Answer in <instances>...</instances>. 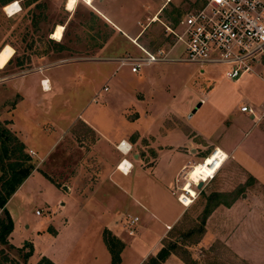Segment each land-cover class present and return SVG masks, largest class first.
Here are the masks:
<instances>
[{
	"label": "rangeland",
	"instance_id": "obj_1",
	"mask_svg": "<svg viewBox=\"0 0 264 264\" xmlns=\"http://www.w3.org/2000/svg\"><path fill=\"white\" fill-rule=\"evenodd\" d=\"M2 1L0 48L4 46L0 50V68L10 61L0 69V79L6 74L18 76L49 67L47 75L56 71L55 77L61 79L65 88L59 96L51 98L47 94V100H50L47 103V117L42 110L33 108L34 102L40 104L42 101L39 95L30 94V99L19 106L20 113L15 121L17 127L14 126L20 130V138L26 139L27 144L37 149L35 152L24 147L34 169L17 187L9 203V208L17 215L12 228V241L19 247L30 242L32 253L23 262L21 253L27 247L18 251L10 243H0V264H35L41 256L47 257V231H51L49 223L56 225L61 216L59 201L62 200L63 190L58 187L67 182L71 175H78L83 184L89 183L92 174L98 170L96 158L88 151L87 145L93 140V133L86 125L75 122L68 128L67 134L55 140L69 119L82 110L81 107L87 106L85 113L95 114L102 131L115 135L129 133V139H133L134 130H140L150 119L131 120L126 118V114L135 115L131 103L146 97L148 106H152L154 111L163 114L170 110L178 111L188 127L198 131L202 138L209 139L214 145L223 124H226V112L233 111L237 106L239 90L234 87L236 85H233L232 79L223 76L226 67L219 64L198 65L174 61L145 65L138 72L130 73L128 67L121 66L115 70L117 63L105 60L139 53L130 41L119 34L114 35L109 25L96 15L94 7L98 2L103 1L107 7L123 11L120 15L124 21L128 25L133 23L131 29L140 32L136 42L153 49L168 47L173 43L172 36L165 35L163 24L178 30L185 11L195 6L197 0H169L157 14L158 19L153 20L152 17L151 22L149 16L164 0H129L126 3L132 8L137 5L133 12L127 10L128 7L124 10L117 7L116 0H90L93 7L84 0H78L70 9L67 8L68 0H11L6 4ZM12 2H17L19 9L9 15L5 6ZM57 24L63 26L60 40L53 37ZM104 46L107 49L99 52ZM179 53L180 49L176 48L170 56L178 57ZM96 71L100 75H96ZM248 79L251 82L258 80L254 76ZM2 84L4 81H0V86ZM102 86H106V90L103 91ZM98 90L99 95L89 103V98ZM139 92L143 94V99L139 98ZM17 97L15 93L0 104V128L8 129L20 140L11 129L7 119L9 115L3 112L13 105ZM0 99H3L1 95ZM196 106L197 110L189 117ZM53 112V117L55 114H63L64 117L54 119L49 116ZM199 138L195 137L194 149L191 150L193 154L200 153ZM53 141V148L50 149ZM165 141L161 140L158 144ZM100 142L105 144L103 140ZM141 142L145 143L146 140ZM128 147V152L139 151L141 154L138 148ZM104 153L107 158H118L113 151ZM145 153L147 158H153L152 151ZM193 161L199 162L187 171L186 178L191 180L203 157L194 156ZM188 166L178 176L180 185L185 182ZM192 188L195 195L191 203L185 208L181 206L184 213L161 240L164 246L177 242L175 252L168 256L176 257L184 264H264V188L257 185L229 157L223 160L212 178L202 182L199 189L196 185ZM237 190L239 192L235 193ZM211 192L223 194L215 201L226 203L211 209L204 219L203 230L199 232L207 204L205 197ZM246 194L249 198L244 204L245 210L241 212L243 203L240 199ZM233 197L234 200L230 202ZM250 207H254L256 212L254 230L246 225L253 217L246 215V209L249 211ZM242 213L248 218H242ZM47 218L52 220H48V225ZM241 220H244L243 225ZM42 228L43 232L38 233Z\"/></svg>",
	"mask_w": 264,
	"mask_h": 264
},
{
	"label": "crops",
	"instance_id": "obj_2",
	"mask_svg": "<svg viewBox=\"0 0 264 264\" xmlns=\"http://www.w3.org/2000/svg\"><path fill=\"white\" fill-rule=\"evenodd\" d=\"M84 1L89 3L90 0ZM127 1L129 0H116L117 7H123V10L128 7L127 10L130 9V11L136 9L137 5L132 8L126 3ZM168 1L164 0L163 4L155 8L151 17L148 18L150 22L153 21L152 17L158 19L157 14ZM73 6L69 7L67 4L68 9ZM94 8L97 12H95L96 15L109 25L114 35L119 34L130 41L134 50L140 53L134 45L137 43L136 40L140 36V32L137 29H131L133 23L128 25V22L124 21L123 11L107 7L103 1L98 2ZM58 25L60 24L56 25L53 33ZM176 48H181L179 43L174 45L171 51ZM106 49L107 47L104 46L99 49V52ZM109 59L105 60L112 61ZM120 67L116 65L115 70ZM47 69L49 67H43L38 71L18 76L6 74L0 79V81H4V84L0 86V95L3 97L0 99V104L11 95L15 93L18 95L13 105L8 110H3L5 114L9 115L7 119L11 129L19 137L25 149L35 152L37 149L27 144L26 139H21L20 130H16L14 126L17 127L15 121L17 114L20 113L19 106L26 99H30V94L39 95V100L42 101L39 102L40 104L34 102L33 108L42 110L47 117V103L50 101L47 100V94L52 98L59 96L64 91L61 79L55 77L57 72H49L47 75ZM95 74L100 75L98 71ZM252 76L258 80L251 82L248 78ZM231 81L233 85H236L234 86L236 90H239L238 103L233 111L226 112V124H223L218 141L214 145L204 136L202 138L198 131L188 127L178 111L170 110L165 114L162 111V113L154 111L152 106H148V99L144 98L140 92L139 98L144 99L135 100L134 104L131 103L130 107H132V111H135V115L128 116L126 114V118L131 120L150 119V121L140 130L139 128L134 130L133 139H129V133L115 135L102 131L95 114L85 113L87 106L81 107L82 110L69 119L63 132L61 131L55 140L61 139L63 135L67 134L68 128L75 122L86 125L93 133V140L87 145L88 151L96 158L98 170L92 174L93 178L89 183L83 184L78 175H71L67 182L58 187L63 190L62 200L59 201L61 216L56 225L49 223L51 231H47V258L54 264H110V255L102 241V231L105 229L122 242L118 254V264H142L149 255L158 251L161 247V240L167 231L177 224L184 213V208L176 200L178 191L174 189L180 185L176 181L178 175L185 167L195 162L193 161L194 156H207L215 147L220 148L227 155L226 159L228 157L233 159L257 185L264 188V62L256 65L252 72L242 74ZM37 86L39 90H37ZM231 91L233 92L234 88ZM98 95L99 90L92 94L89 103L94 101ZM203 100L204 98L201 99V102ZM153 101L155 102V100ZM242 104H248L252 108V113L241 112L239 106ZM197 108V106L194 107L188 116L190 117ZM53 114L54 112L49 116L54 119L64 117L63 114H60L61 116L55 114L53 117ZM198 136L201 141L198 143L200 153L193 154L191 150L194 149L195 137ZM102 140L105 141V144H101ZM142 140H146V142L142 143ZM159 140L166 141L158 144ZM54 141L51 143L50 149L53 148ZM121 141L123 145L118 146ZM128 145H130V149L138 148L141 154L139 151H137L138 153L125 152ZM100 146L102 147L100 148ZM104 151H113L118 158H107ZM147 151L153 152V158H147V153H145ZM206 158L204 157L203 160ZM186 180L194 181L187 178ZM80 181L81 183H78ZM15 191L5 203V208L12 219V228L17 215H14V212L9 208V203ZM248 198L247 194L241 197L240 201L243 203L241 212L245 210L244 204ZM254 207H250L249 211L246 209V215L253 216L246 223L250 230L255 229L256 217L254 216L256 212ZM242 216V218H248L244 217L243 213ZM132 217L137 219L131 226L132 232L128 233L130 226L127 220ZM48 220L51 219L47 218V225ZM241 223L243 225L244 220H241ZM40 231L43 232V228L38 230V233ZM7 240L14 247H19L12 241V230L8 234ZM162 264L184 263L176 257L168 256Z\"/></svg>",
	"mask_w": 264,
	"mask_h": 264
},
{
	"label": "built area",
	"instance_id": "obj_3",
	"mask_svg": "<svg viewBox=\"0 0 264 264\" xmlns=\"http://www.w3.org/2000/svg\"><path fill=\"white\" fill-rule=\"evenodd\" d=\"M179 24L178 30L163 24L165 33L173 39L168 47L149 50L133 42L140 51L138 55L124 54L112 61L118 67H128L132 73L145 65L174 61L219 64L226 67L223 76L232 80L252 72L256 65L264 62V0H197L195 6L185 11ZM177 43L181 46L180 55L171 57L172 47ZM102 90H106V86ZM239 110L252 113L248 104L240 105ZM120 144L122 141L118 146ZM182 184L174 189L178 190L177 202L185 208L188 204L181 198L192 199L193 196L183 190ZM136 219L127 220L128 233L132 232L131 226Z\"/></svg>",
	"mask_w": 264,
	"mask_h": 264
},
{
	"label": "trees",
	"instance_id": "obj_4",
	"mask_svg": "<svg viewBox=\"0 0 264 264\" xmlns=\"http://www.w3.org/2000/svg\"><path fill=\"white\" fill-rule=\"evenodd\" d=\"M11 0H3V4L10 2ZM10 59L6 62L8 63ZM10 144V146H9ZM209 155V154H208ZM207 155V156H208ZM207 156H203L207 157ZM34 169L30 163V158L24 151L23 143L18 140L14 133L10 132L6 128H0V243L8 244L7 236L12 230V219L5 208V203L12 193L17 189L20 183L28 176V174ZM212 178V177H211ZM239 191H235L238 193ZM200 193V192H199ZM223 194L219 192H211V194L205 197L207 204L203 210L202 219L200 222L199 232L203 230V224L205 217L209 214L211 209L218 204H225L224 201L216 202L215 199L220 198ZM235 196V195H234ZM213 204H210L213 201ZM234 200V197L230 202ZM230 202H227L229 204ZM102 241L110 255V264H118L119 251L122 247V242L111 234L108 230L102 231ZM12 246V245H11ZM27 247L26 251L21 253V258L24 261L31 255L32 246L30 242H25L21 247H16L18 251L23 247ZM177 247V242H170L166 246L161 244L155 255H149L142 264H158L163 262L165 258L174 253ZM35 264H54L47 257L41 256Z\"/></svg>",
	"mask_w": 264,
	"mask_h": 264
},
{
	"label": "bare ground",
	"instance_id": "obj_5",
	"mask_svg": "<svg viewBox=\"0 0 264 264\" xmlns=\"http://www.w3.org/2000/svg\"><path fill=\"white\" fill-rule=\"evenodd\" d=\"M75 0H69L68 6L71 7L75 4ZM16 5L15 8H13L12 6ZM19 9L17 2H12L9 3L5 6V10L9 15L14 14L17 10ZM153 20H156V18L154 17ZM62 31H63V27L58 25L56 28V31L53 34V37L55 39H59L62 36ZM125 150H128L125 149ZM226 154L220 149V148H216L215 150L211 151L210 155L203 160V163L193 172L192 176H193V182H189L186 180V174L188 169H190L195 163L199 162H194L191 163L190 166H188V168L185 171V182L182 184L183 185V190L188 191V194H190V196H194L195 192L192 188L193 184H196L199 181H205L207 178H211L213 176V174L215 173V171L220 167L221 163L223 162L224 159H226ZM200 172L202 173V175L200 174ZM183 199L187 204H189L190 202V197H185V198H181Z\"/></svg>",
	"mask_w": 264,
	"mask_h": 264
},
{
	"label": "water",
	"instance_id": "obj_6",
	"mask_svg": "<svg viewBox=\"0 0 264 264\" xmlns=\"http://www.w3.org/2000/svg\"><path fill=\"white\" fill-rule=\"evenodd\" d=\"M201 185H202V181L197 182L196 183V188L199 189L201 187Z\"/></svg>",
	"mask_w": 264,
	"mask_h": 264
},
{
	"label": "snow or ice",
	"instance_id": "obj_7",
	"mask_svg": "<svg viewBox=\"0 0 264 264\" xmlns=\"http://www.w3.org/2000/svg\"><path fill=\"white\" fill-rule=\"evenodd\" d=\"M12 7H13V8H15V7H16V5H13ZM9 14H11V13H9Z\"/></svg>",
	"mask_w": 264,
	"mask_h": 264
}]
</instances>
